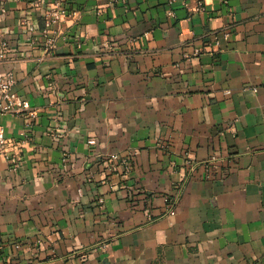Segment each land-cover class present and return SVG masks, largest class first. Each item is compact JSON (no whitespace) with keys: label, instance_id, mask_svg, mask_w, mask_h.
<instances>
[{"label":"crops","instance_id":"1","mask_svg":"<svg viewBox=\"0 0 264 264\" xmlns=\"http://www.w3.org/2000/svg\"><path fill=\"white\" fill-rule=\"evenodd\" d=\"M33 1L0 0L29 102L0 113V264H264V0H71L50 30Z\"/></svg>","mask_w":264,"mask_h":264},{"label":"built area","instance_id":"2","mask_svg":"<svg viewBox=\"0 0 264 264\" xmlns=\"http://www.w3.org/2000/svg\"><path fill=\"white\" fill-rule=\"evenodd\" d=\"M27 1V0H23ZM29 1V0H28ZM71 0H50L48 2V7L45 9V23L47 30L52 29L57 24H59L63 19L70 16L72 11L69 9V3ZM44 0H37L33 1V4H43ZM174 0H171L170 3H173ZM190 11L194 12H201L205 10V5L202 1H196L192 5H190ZM170 14H174L173 11ZM26 28L31 31L32 33L35 32V26L32 24L31 21L26 20L25 22ZM53 45V39L50 41ZM0 57H5L8 49L9 43L6 40L0 41ZM17 83V79L15 77L14 72L7 71L5 73L0 74V113H7L18 111L20 108H28L29 102L22 99V97L18 94L15 90V86ZM8 142V138L5 134V131L2 126H0V153L5 151L6 144ZM107 166L109 171H116L117 166H122L125 169L126 174H129L133 164L134 158L132 156H121L120 154L112 155L108 158ZM103 202V199H100Z\"/></svg>","mask_w":264,"mask_h":264}]
</instances>
